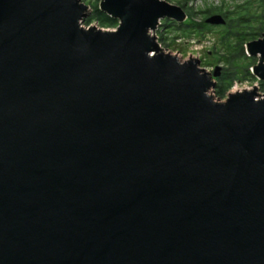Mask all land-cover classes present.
Masks as SVG:
<instances>
[{
    "label": "water",
    "instance_id": "obj_1",
    "mask_svg": "<svg viewBox=\"0 0 264 264\" xmlns=\"http://www.w3.org/2000/svg\"><path fill=\"white\" fill-rule=\"evenodd\" d=\"M98 8L0 0V264H264V92L161 48L181 6ZM245 53L264 83V31Z\"/></svg>",
    "mask_w": 264,
    "mask_h": 264
},
{
    "label": "rangeland",
    "instance_id": "obj_2",
    "mask_svg": "<svg viewBox=\"0 0 264 264\" xmlns=\"http://www.w3.org/2000/svg\"><path fill=\"white\" fill-rule=\"evenodd\" d=\"M85 4L89 5L91 8V3L96 2V0H81ZM100 1V0H98ZM171 4H176L181 6L186 12L191 11L194 12L193 18L190 19L187 15V18L184 22H200L202 18H204L205 11L210 8H219L223 12L227 13L229 18H234L238 13H251L255 16V19L250 22V24L257 28L258 20L256 17L259 16L263 7L260 5L259 0H165ZM181 4V5H180ZM91 11H89L86 15L89 16ZM85 17V18H86ZM172 20V19H171ZM175 21V20H173ZM177 22V21H175ZM168 23V22H167ZM165 23L164 19H160L155 29V37L157 41L160 43L161 48L165 52H169L172 55H175L180 61L188 60V59H197L198 66L205 69V71L209 73H213L217 66L220 67L219 72L223 70V68H228L224 58H222L223 54L226 51H230L231 48L226 47L225 44L222 43V37L225 33L226 27L224 24L219 25H211L207 28H202L198 30L194 29H177L174 25H169ZM84 26L93 25L100 27L96 21H91L89 24L84 23V19L82 21ZM116 27H100L103 29H114ZM255 30H258L255 29ZM264 31V30H263ZM262 31V32H263ZM261 37V36H259ZM226 40H230V42H234V38L229 36ZM234 49V48H232ZM251 57V56H249ZM253 57V56H252ZM258 57H255L256 62ZM237 66H245L248 63L247 59H238L236 60ZM239 68V67H238ZM251 68V67H250ZM216 77H213L215 80ZM259 80H245L242 82H235L233 86L226 92L224 96H218L215 91V83L208 90V94L213 97L216 101L225 100L226 96L230 92H235L242 89H253L256 88L258 97L262 96L261 94L264 92L260 89Z\"/></svg>",
    "mask_w": 264,
    "mask_h": 264
},
{
    "label": "trees",
    "instance_id": "obj_3",
    "mask_svg": "<svg viewBox=\"0 0 264 264\" xmlns=\"http://www.w3.org/2000/svg\"><path fill=\"white\" fill-rule=\"evenodd\" d=\"M260 5H262L263 9L257 18L258 22V30L254 28L250 22L255 19V16L250 12L247 13H238L234 18H229L226 12H223L219 8H210L207 9L204 18L200 20V22H175L171 19L164 18L165 23L169 25H174L177 29H202L210 27L205 23V18L212 14H221L225 18L226 27L225 33L222 37V43L226 45V47L231 48L230 51H226L223 54L222 58H224L227 69L223 68L220 75L215 79V87L214 91L218 96H224L226 92L233 86L235 82H242L247 80H256L257 78L251 73L250 67L255 64V57H249L245 53V43L259 38L262 35V31L264 30V0H259ZM99 1L91 3V14L84 18V23L87 25L91 21H96L100 27H113L117 25V19L109 16L105 12L101 11L98 8ZM181 5V4H180ZM186 15L190 19L193 18L194 12L188 11ZM229 36H232L235 40L234 42H230V40H226ZM234 48V49H232ZM238 59H247L248 63L245 66H237L236 60ZM239 67V68H238ZM261 91L264 90V83L262 81L259 82Z\"/></svg>",
    "mask_w": 264,
    "mask_h": 264
},
{
    "label": "flooded vegetation",
    "instance_id": "obj_4",
    "mask_svg": "<svg viewBox=\"0 0 264 264\" xmlns=\"http://www.w3.org/2000/svg\"><path fill=\"white\" fill-rule=\"evenodd\" d=\"M218 76H219V75H218ZM218 76H217V77H218ZM217 77H216V78H217Z\"/></svg>",
    "mask_w": 264,
    "mask_h": 264
}]
</instances>
